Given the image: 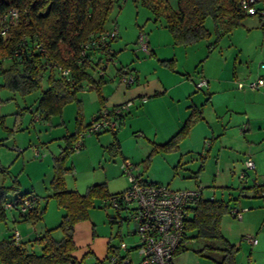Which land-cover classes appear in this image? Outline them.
I'll list each match as a JSON object with an SVG mask.
<instances>
[{"label": "rangeland", "instance_id": "1", "mask_svg": "<svg viewBox=\"0 0 264 264\" xmlns=\"http://www.w3.org/2000/svg\"><path fill=\"white\" fill-rule=\"evenodd\" d=\"M175 1L168 0L171 6H175ZM164 26V17L155 15L153 9L144 5L140 0H119V3L113 7L106 25L107 28L115 27L118 36L111 43L116 54L112 61L107 63L104 70L105 76L112 75L119 65L128 66L138 60L141 62L153 58V56L141 52L137 44L140 33L146 36L153 32L156 33L155 36L160 44L161 56L177 55V59L175 57L162 59L167 62L163 64L158 62L159 66L165 67L164 65H166L168 68L170 66L185 78H188L189 74L194 81L202 77L208 78L207 76L211 75L216 78L221 77V79L229 77L235 82L233 86L235 91L250 94L245 98L247 101L259 100L260 102L264 99L259 96V93H264V88L253 92L246 88L243 90L236 88L237 82L247 83L259 77L264 78V68H260V65L264 64V29L260 27L258 17L251 15L245 17L241 26L224 36L212 49L208 45L214 41V26L209 18L205 21V27L211 33V37L190 46L176 44ZM187 56L189 61H187ZM185 61L186 65H184ZM184 69H188V73ZM99 72L98 66H95L91 71L93 76ZM1 83L2 79L0 78ZM220 85H216L213 89L205 86L197 93L204 98L208 94H211L212 97V91L217 92L218 95L227 87L225 84ZM44 87L45 83H43ZM84 92L87 94H83ZM39 96V91L22 97L15 92L0 89V186H11L13 181L17 180L19 193L36 195L39 207L44 209L42 218L36 223V227L45 230L55 229L60 224L63 215V210L51 197L52 184L56 174L54 164L64 147L62 137L75 130L77 105L74 102L68 103L60 115L50 118L49 125L45 121L33 119L34 116L39 117V113L28 111V107L35 110ZM76 98L83 102L81 105L82 114L85 117L84 123L87 124L91 120L89 118L97 110V94L95 90L87 89L83 92L79 91ZM213 100L215 103L217 102L215 106L223 107L226 104L229 110L233 111H225L224 107V109L219 108L217 119L214 118L212 111L210 113L209 110L206 111V122L213 132V141L218 143V140L224 136L220 133L225 132L226 138L224 137L223 141L227 144V139L233 138L231 143L234 145L231 148L234 149V152L236 150V154L238 153L240 156L243 153L251 154L253 161L255 159L259 163L260 170L247 171L246 180H240V170L243 171L244 167H241L239 159H234L229 162L228 168L225 167L226 170L228 169L227 172L223 170V167L219 169L221 174L223 171L225 175H221L215 181L212 177V185L204 189L203 194L204 197L212 196L217 200H223L229 205V209L247 208V212L243 213L241 220L227 214L221 222L222 236L235 249L232 264H264V198L255 196L252 189L254 185H264V177H261V174L264 173H260L264 172V115H261L264 113L253 116L249 122L250 134L256 133L251 140L249 132H241L240 122L237 123V120L243 118L239 103L237 102L236 107L231 106L233 101L229 97H227L228 104L225 99L220 97ZM135 135L136 133H132L131 138H128L122 137L120 134L127 154L136 148L137 157L133 159L130 156L128 158L132 159H128V161L131 164L144 166L142 160L146 157L141 156L147 155L145 150L148 151V147H145V142H141L139 146L134 145L131 140L138 139ZM111 142L112 134L108 132L83 136L82 148L69 154L65 160H61L64 161L62 168L69 169H61L59 173L66 190L84 194L89 186L101 183L106 184L110 194L121 192L127 188L128 183L121 169L122 155L112 148L110 149ZM245 145L254 149L246 148ZM256 148H258V153L254 157ZM35 152H37V156ZM208 152H204L201 162L199 157H194L198 166L203 163L202 172L205 173V176L215 173L218 160L216 151L211 150L209 154ZM170 153L176 160L169 165L174 179L168 186L173 190L183 189V161L190 162L192 161L191 157H181L179 150ZM180 158L182 162L181 165H178ZM147 179L151 181V178ZM205 179L207 180V177ZM207 190H211L212 194H208ZM15 197L16 194L10 195L8 200L13 201ZM14 218L17 219L16 223L13 222ZM25 226L26 223L18 221L17 211L10 210L7 211L5 223L0 224V230L8 236L14 229L23 232ZM132 230L133 222L127 211H116L105 204L103 200H96L93 207L88 209L86 219L74 225L75 249L72 255L81 260L83 264H105L106 258L112 254L113 248L121 244H125L128 248H134L138 238L129 234ZM247 235L255 237L257 244L246 243L244 237ZM52 237L55 240H60L63 233L57 228L52 232ZM2 238L0 237V240ZM24 242L29 244L32 241L25 240ZM209 244H212L216 249L223 247L221 242L211 243L191 239L186 244L188 250L180 252L174 257V264H218L222 259L223 252L205 249L202 251V256L195 252V250L204 249L203 247ZM133 248L130 257L132 264H137V252ZM32 249L38 250L37 245L33 244Z\"/></svg>", "mask_w": 264, "mask_h": 264}, {"label": "trees", "instance_id": "2", "mask_svg": "<svg viewBox=\"0 0 264 264\" xmlns=\"http://www.w3.org/2000/svg\"><path fill=\"white\" fill-rule=\"evenodd\" d=\"M140 1L152 8L155 15L164 17L165 28L173 41L183 46H190L211 37V33L205 27L208 18L214 26V41L208 45L211 49L215 48L233 29L241 26L243 19L248 15L258 17L260 27L264 29V14L260 13H264V0H256L252 4L253 14H249L247 8L242 6V0H176L175 6H171L168 0ZM117 3L119 0H0V31L8 27L3 17L9 10L15 9L19 13V21L15 25H10L4 35L0 34V78L2 79L0 89L15 92L22 97L39 91L40 96L35 110H32L39 113L43 120H50L51 117L60 115L68 103L74 102L77 105L75 130L63 138L64 147L54 164L56 174L51 197L63 210L60 224L55 228L62 231L63 237L55 240L52 237L55 229H45L37 234L32 242L26 244L21 237L14 239V229L7 239L0 240V264H83L72 255L75 249L74 225L86 219L88 209L93 207L96 200H105L117 194H110L105 183L89 186L84 194L66 190L59 174L61 169H66L62 168L64 161L61 160H65L69 154L77 151L74 146L79 141L82 148L83 132L96 116L88 124H84L81 101H78L76 94L87 89L95 90L101 105L96 114L105 106L101 94L104 72L93 76L91 71L95 66L99 67V71L102 66L105 68L107 64L104 63L112 61L116 54L111 47L114 39L102 40L101 34L112 29L107 28L106 25ZM39 44L42 51L37 48ZM83 45L88 47L84 50ZM166 62L167 60L160 61L162 64ZM53 65L67 69L68 75L62 76ZM169 69L173 70L170 66ZM130 71L126 67L118 68L114 78L117 84H119L117 77L132 74ZM135 82L134 79L132 85L125 87L133 86ZM43 83H45L44 88ZM196 84L197 91L205 87L197 88ZM126 101L130 102V106L120 117L121 126L132 105L130 100ZM208 101L207 96L200 106H191L187 118L177 132L166 142L153 144L151 154L143 160V172L146 171L154 154L179 150V146L187 139L193 127L203 120V107ZM117 131L111 133L110 149L121 153L116 138ZM99 134L101 133L96 135ZM18 189L17 180H14L11 186H0V224L5 223L7 211L10 210L17 211L18 221L21 222L36 223L41 220L44 209L39 207L36 195L21 194ZM252 189L255 196L264 198V185H254ZM13 194H16V197L13 201H9V196ZM27 197L34 201L33 206L25 213H21L19 210L21 199ZM9 202L14 203L13 207L6 210L4 205ZM229 212V205L223 200L213 197L203 198L202 194L195 198L187 207L184 236L174 251L172 260L178 253L188 250L186 243L189 240L197 239L223 244V247L218 249L209 244L205 245L204 249L195 250L199 256H202V251L205 249L218 250L223 252L218 264H232L235 249L221 234L222 219L230 214ZM16 221L17 219L14 218L13 222ZM33 244L37 245L38 250L32 249Z\"/></svg>", "mask_w": 264, "mask_h": 264}, {"label": "crops", "instance_id": "3", "mask_svg": "<svg viewBox=\"0 0 264 264\" xmlns=\"http://www.w3.org/2000/svg\"><path fill=\"white\" fill-rule=\"evenodd\" d=\"M155 34L156 33L152 32L150 35H146L147 43L150 49L149 56H153V58L151 57L150 59H145L144 61L141 62L140 60H138L137 62H134L132 65H128V66L119 65L118 67L115 68V72L112 75L105 76L104 74L103 77L104 84L102 85L101 88V94L105 106H113L126 100H130L132 102L131 108L128 114L126 115L122 126L118 130L119 132L117 131L116 133V138L119 141L120 151L123 160L124 159L128 160L129 159L128 157L130 156H132V158L135 159L134 157L137 156H136V148L133 152H129L128 154L126 153L122 144V138L120 134H122V137L131 138V134L136 133L135 136L138 137V139H132V140L130 139V140L133 142L134 145L136 144L137 146H139L141 142L142 143L145 142L146 143L145 147L146 146L148 147V151L145 150L147 155L141 157H147L151 154L153 144H162L166 142L168 139H170L177 132V130L180 128L182 123L187 118L190 112L189 108L191 106H200L201 104H203V102L206 99L203 96H200L197 93V89L195 88V84L200 79L194 81L191 79L189 74L187 75L188 78H185L184 76H182V74L174 70L159 66L158 62L160 63L162 59H169L168 57H175L177 59V55L173 54L171 56H161V53L159 52L160 44ZM187 61H189L188 56H187ZM184 65H186V61L184 62ZM120 67H126L128 70L132 71L131 73H133L136 80L133 86L125 87L123 85L117 84L114 78L117 69ZM184 71L187 72L189 70L184 69ZM207 77L208 78L205 77L202 78L207 80V87L209 89H213L216 85L221 86L220 84H225L227 87H225L223 92L218 95L217 92L214 93V91H212L213 92L212 97L210 96L211 94L208 95L209 101L203 107V120L198 122L193 127L187 139H185L183 143L179 146L180 156L181 157L188 156L191 157L192 160L190 162L183 161V190L184 189L191 190L198 188L201 190V194L203 198L212 197V196L204 197L203 194L205 192L204 189L209 188L212 185L213 183L212 177L215 181L217 180V178L221 177V175L223 176L225 175L223 171L221 174V170H219L221 167H223V170L227 172L228 169L226 170L225 167L228 168L229 162L234 159H239L238 162L241 164V167H244L243 165L244 157L246 155H250L252 157L251 154L243 153L241 156L238 153L236 154V150L234 152V149L231 148L234 145L231 143V141H233L234 139L228 138L227 144L223 141V138L224 137L226 138L225 132L220 133V135H224V136H222L218 140L219 141L218 143L213 141L214 140L213 132L210 129L208 123L206 122V111L209 110L208 111L209 113L210 111H212L215 119H217L219 108L221 109L225 108V111L227 110L233 112L232 110H229L228 105L226 104L223 105L224 108L222 106L221 107L215 106L217 102L215 103L213 99L220 97L222 99H225L226 103L228 104L227 97H229L233 101L231 103V106L233 107H236L237 102L239 103V108L242 110L243 118H240L239 121L237 120V123L240 122L239 125L241 132L243 133L249 132V135L251 136V140L252 137L256 135V133L254 132V134H250L251 132H250L249 122L251 121L253 116H256L259 113H264V99H262L260 102L259 100L258 101L255 100V102L247 101L245 98L247 97V95L249 96L250 94L248 92L235 91L233 89L235 82H233L231 78L228 77L226 79H221V77L216 78L215 76L212 75ZM244 88L248 89L247 87ZM262 88H264V86L260 87L258 90H250V89L248 90H250V92H253V91H259ZM243 89H239V90H243ZM83 94H87V93L84 92ZM259 96L264 97V93L261 94L259 93ZM238 98L239 100H237ZM81 105H83L82 100H81ZM100 106L101 105L98 100L97 110L95 114H93V116H91V118L89 119H92L96 115V113L100 109ZM29 108L31 107H28V109ZM33 119L38 121L39 120L45 121L50 125V120H43L41 119L40 116L37 117L36 119L33 117ZM84 120L85 117L83 116V122ZM124 132L125 135L123 136ZM64 137H62V139ZM249 147H250L249 145L246 146V148ZM216 148L218 149L216 150ZM251 149L254 148L252 147ZM211 150L216 151L218 155V160L216 161V171L214 173L216 175L213 176L214 175L213 174L210 176L209 175L205 176L204 175L205 173L202 172L203 163L201 164L200 162L201 159L203 160L204 158L203 157L204 152L209 151L208 152L209 154ZM257 150L258 148L254 150V157L258 153ZM194 157L195 158L199 157L200 159L199 166L195 163ZM175 160L176 159L174 158L173 155H171V153L169 154L157 153L151 157V160L147 165L146 171L143 172V166H139L138 164H134V163L133 165L138 168L137 172L142 173L143 175L146 176V179L149 177L153 182L170 184L171 182H173L174 178L172 176L173 173L171 172L169 165L171 162ZM181 162L182 160L180 158L178 165H181ZM201 165H202V170L199 171ZM255 165H256L255 169L259 171L260 165L259 163H257V160L255 161ZM241 171L242 170H240V172ZM260 173H264V172H260ZM206 177L207 180L205 179ZM261 177H264V174H261ZM179 189L181 190V188ZM207 192L208 194H212L211 190H207ZM242 209H246V210L242 212L241 219L243 213L247 212L246 207H243ZM24 223H26V226L24 227L23 232L17 229V231H19L20 233V237L22 241L25 240L32 241L34 240L37 234L42 233L44 231L42 228L40 229L36 227V223L38 222L36 223L24 222ZM10 234H8V236ZM8 236H6L2 232V230H0V237H3L2 239H7ZM173 260H172V264H174Z\"/></svg>", "mask_w": 264, "mask_h": 264}, {"label": "built area", "instance_id": "4", "mask_svg": "<svg viewBox=\"0 0 264 264\" xmlns=\"http://www.w3.org/2000/svg\"><path fill=\"white\" fill-rule=\"evenodd\" d=\"M256 0H242L241 4L247 8L249 14L254 13L252 4ZM261 14H264L260 12ZM3 21L10 25H15L19 21V13L15 9L9 10L3 17ZM8 27L0 31L4 35ZM118 36L116 28H112L101 34L102 40L115 39ZM139 50L146 54H150L146 36L140 33L137 38ZM88 46L83 45L85 50ZM38 50L42 51L41 44L37 45ZM83 50V52H84ZM106 61L104 64H107ZM62 76H67L69 71L56 67ZM264 68V64L260 66ZM105 68L102 66L100 73ZM118 78L120 85H132L135 76L133 74H123ZM207 85L205 79H201L197 84V88ZM238 89L247 87L250 90H258L264 86V78H257L247 83L237 82ZM129 101H123L113 106H104L98 114L92 119L88 127L83 132L85 134L97 133H114L121 126L120 117L128 111ZM29 112H35L32 108ZM36 119L37 117L34 116ZM81 147V141L75 144L74 148L78 150ZM37 155V152H35ZM245 171L241 172L239 179L245 181L247 171L255 169L254 161L250 155H246L244 160ZM122 172L125 174L128 186L125 190L107 197L104 201L109 207L116 211H127L133 222V230L129 233L131 236L138 238L137 243L133 247H127L125 244L112 249V254L108 255L105 264H132L130 252L136 249L138 256L137 264H172L174 251L180 245L184 236V226L187 214V207L192 201L201 195L200 189H181L172 190L166 184L153 183L146 179L141 173L137 172L138 168L129 161L124 160L121 165ZM33 200L29 197L21 199L19 210L25 213L27 209L33 206ZM14 203H6L4 208L11 209ZM246 209H230V216L238 220ZM14 239L20 237L19 231L13 232ZM244 240L249 245H256L257 240L252 236H245Z\"/></svg>", "mask_w": 264, "mask_h": 264}]
</instances>
